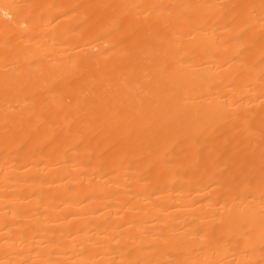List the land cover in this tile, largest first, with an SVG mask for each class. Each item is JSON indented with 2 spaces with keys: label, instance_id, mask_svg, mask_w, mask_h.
I'll use <instances>...</instances> for the list:
<instances>
[{
  "label": "bare ground",
  "instance_id": "obj_1",
  "mask_svg": "<svg viewBox=\"0 0 264 264\" xmlns=\"http://www.w3.org/2000/svg\"><path fill=\"white\" fill-rule=\"evenodd\" d=\"M0 264H264V0H0Z\"/></svg>",
  "mask_w": 264,
  "mask_h": 264
}]
</instances>
